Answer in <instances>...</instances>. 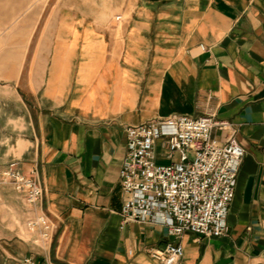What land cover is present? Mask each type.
I'll return each instance as SVG.
<instances>
[{
    "label": "crops",
    "instance_id": "1",
    "mask_svg": "<svg viewBox=\"0 0 264 264\" xmlns=\"http://www.w3.org/2000/svg\"><path fill=\"white\" fill-rule=\"evenodd\" d=\"M210 113L245 152L228 233L123 222L126 126ZM11 161L40 183L35 209L1 181ZM36 213L45 246L25 229ZM177 242L176 264H264V0H70L36 36L0 37V264H158L150 252Z\"/></svg>",
    "mask_w": 264,
    "mask_h": 264
},
{
    "label": "built area",
    "instance_id": "2",
    "mask_svg": "<svg viewBox=\"0 0 264 264\" xmlns=\"http://www.w3.org/2000/svg\"><path fill=\"white\" fill-rule=\"evenodd\" d=\"M232 126L213 113L198 117L173 114L126 126V154L118 171L122 221L161 225L176 239L186 232L203 237L226 235L227 215L245 152L235 136L220 143L213 132ZM159 155L169 162H158ZM1 181L22 193L33 209L42 200L38 179L25 176L17 161L7 164ZM25 229L37 245L51 242L53 225L45 214L29 218ZM183 254L180 242L150 252L158 264H176ZM24 262L52 264L36 263L31 258Z\"/></svg>",
    "mask_w": 264,
    "mask_h": 264
},
{
    "label": "rangeland",
    "instance_id": "3",
    "mask_svg": "<svg viewBox=\"0 0 264 264\" xmlns=\"http://www.w3.org/2000/svg\"><path fill=\"white\" fill-rule=\"evenodd\" d=\"M70 0H0V37L17 33L23 23L34 27L35 36L41 22L55 20L56 8ZM158 154L163 153L158 148ZM165 153V152H164Z\"/></svg>",
    "mask_w": 264,
    "mask_h": 264
},
{
    "label": "water",
    "instance_id": "4",
    "mask_svg": "<svg viewBox=\"0 0 264 264\" xmlns=\"http://www.w3.org/2000/svg\"><path fill=\"white\" fill-rule=\"evenodd\" d=\"M153 1H157V0H153Z\"/></svg>",
    "mask_w": 264,
    "mask_h": 264
}]
</instances>
